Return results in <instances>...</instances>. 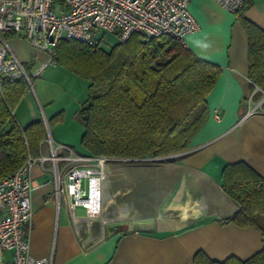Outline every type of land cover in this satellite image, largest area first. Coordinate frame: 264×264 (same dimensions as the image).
Here are the masks:
<instances>
[{
  "label": "crops",
  "instance_id": "crops-1",
  "mask_svg": "<svg viewBox=\"0 0 264 264\" xmlns=\"http://www.w3.org/2000/svg\"><path fill=\"white\" fill-rule=\"evenodd\" d=\"M246 1L244 16L264 31V0ZM188 10L199 29L185 39L184 47L198 59L221 69L216 86L206 99L207 120L187 151L177 154L175 162L145 168L146 179L129 183L145 187L146 199L157 193L165 197L167 206L170 197L172 203H178V211L181 210L179 206L186 204L194 207L197 215L182 219L180 211L179 220L174 221L161 215L162 211H170L167 207L160 211L153 207L149 212H142L137 205L146 203L148 206L145 198L146 202L138 199L144 191L132 194L127 189L129 202L126 205L140 215L119 219L123 223L118 225L130 227L126 221L132 222L131 225L150 223L148 229L134 232L128 228L119 232L117 225H113L106 231L104 226L94 224L98 229L95 235L92 227L80 235L65 211L62 217L61 210L57 213L51 192L52 176L42 173L41 165L36 163L30 170L34 186L29 204L32 217L21 230L32 258H45L50 264H192L197 251L222 262L231 256L246 260L264 247V237L254 228L222 226L217 222L237 210V205L223 194L219 185L223 166L244 162L264 177V92L254 86L248 76V36L235 20L236 14L220 8L214 0H189ZM7 44L13 55L30 69L36 62L42 64L47 60L46 54L27 42ZM35 97L38 101L36 94ZM41 98L37 103L39 113L28 93L17 104L13 115L19 126L41 119L38 116L41 112L42 120L47 123L42 104L46 106L50 100L44 91H41ZM80 101L81 97L74 102ZM252 110L256 112L249 114ZM49 113V116L55 115L53 109ZM216 113L219 119H215ZM51 138L61 144L58 132ZM107 206L104 203V215ZM153 211L160 214L154 217ZM188 211L191 212L190 208ZM10 254L7 251L4 256L8 258Z\"/></svg>",
  "mask_w": 264,
  "mask_h": 264
},
{
  "label": "trees",
  "instance_id": "trees-1",
  "mask_svg": "<svg viewBox=\"0 0 264 264\" xmlns=\"http://www.w3.org/2000/svg\"><path fill=\"white\" fill-rule=\"evenodd\" d=\"M247 5L244 0L235 20L248 36L250 82L264 92V31L244 16ZM104 40L101 37L92 48L69 40H59L54 47V65L88 82L87 99L78 114L81 155L154 162L187 151L207 120L206 99L221 75L220 67L164 36L146 42L133 34L108 48L102 46ZM27 91L24 79L0 82V180L29 157H38L47 137L42 119L21 127L14 118ZM220 172L221 190L237 210L217 222L251 227L264 237V177L244 162L226 164ZM191 261L264 264V247L246 260L231 256L219 262L197 251Z\"/></svg>",
  "mask_w": 264,
  "mask_h": 264
},
{
  "label": "built area",
  "instance_id": "built-area-1",
  "mask_svg": "<svg viewBox=\"0 0 264 264\" xmlns=\"http://www.w3.org/2000/svg\"><path fill=\"white\" fill-rule=\"evenodd\" d=\"M220 8L236 14L244 0H214ZM52 0H0V82L24 79L30 74L11 52L5 35L18 36L32 48L46 54L47 60L32 73L38 78L46 65H54V47L59 40L79 42L89 47L101 43L98 32L124 42L133 34L144 41L168 37L180 42L197 32L199 26L188 10L189 0H63L56 11ZM252 110L249 114L255 113ZM215 119H219L216 113ZM49 155L28 158L18 170L0 180V264H50L48 259L29 256V245L22 228L32 217L30 193L31 166L39 163L44 174L53 179L57 213L63 208L77 234L90 227L107 225L102 221L104 198L102 181L108 180L109 162L104 156H87L72 152L70 147L52 141L44 120ZM48 164L45 167V164ZM11 254L7 258L5 252Z\"/></svg>",
  "mask_w": 264,
  "mask_h": 264
},
{
  "label": "rangeland",
  "instance_id": "rangeland-1",
  "mask_svg": "<svg viewBox=\"0 0 264 264\" xmlns=\"http://www.w3.org/2000/svg\"><path fill=\"white\" fill-rule=\"evenodd\" d=\"M63 0H52V9L57 14L58 7L60 6V3ZM99 36L103 37L105 40L102 43V46L105 48H108L109 46L115 44L116 39L113 38V36L104 34L103 32H98ZM10 46L12 44H15V42H26L22 38L18 36H13L7 41ZM26 68H28V64H24ZM38 62L33 65L34 67L32 69H28V72L30 74V83H28L29 91L28 94L30 97L36 102L37 107V113L40 111V107L37 104L39 100L42 101L41 98V91H44L47 96L49 97V102L45 106L43 105V108L45 110V113L47 116L46 120L49 123V132L50 134L54 135V132H58V134L61 136L60 141L61 144L66 145L72 149L73 153L81 154L82 148L80 146V138L83 132V127L80 122L79 118V110L81 106L83 105L84 101L87 98V85L88 82L86 80L81 79V77H77L74 73L71 71H67L62 65H46V67L42 70L38 78H33L32 73L39 67ZM36 96H38L36 101ZM81 101L74 102L75 99L80 98ZM42 103V102H41ZM40 103V104H41ZM55 111V115L49 116V111L52 110ZM47 110V111H46ZM42 112L38 115L42 119ZM72 147V148H71ZM50 151L45 148V146L42 148V155H49ZM177 159V155L162 158V159H156L154 162H150V160L147 162H109V170H108V182L104 181L102 184V187L104 185L105 188L102 192V196L104 198V203L107 206L106 208V219L109 222H107V225L104 226L105 230H109V227H112L113 225H118L120 223H123V221H120L124 219L129 218H135L139 216L140 214L137 213L138 211L135 210L133 207L126 205V202L128 200V192H133L132 194H135L134 192L138 190V192H143V196L138 195L139 201L146 202L144 198L146 197V189L145 187H140L138 185L131 184L130 181H136L141 180L146 177V173L144 172L145 168H151L153 166H156L161 163H172L175 162ZM146 179V178H145ZM106 183H108L106 185ZM108 186V188H107ZM133 188L131 191H129V188ZM140 187V189L138 188ZM108 192H107V189ZM120 190V192H117V190ZM128 189V192H127ZM127 194V195H125ZM148 196V195H147ZM142 198V199H141ZM146 199V198H145ZM169 202L167 206H165V197L158 196L157 193L153 194V198L148 197L147 204L142 203L138 204V208L141 209L142 212H149V210H152L153 207L157 208V211H160L163 209V207L166 209V207L170 211H162L161 215L164 216V218H168L170 220H179V215L181 211V218L186 219L189 216H196L197 213L194 210V207H189L188 205H181L179 206L181 208L180 211H178V203L170 201V197L168 198ZM175 199V198H174ZM177 199H175L176 201ZM174 201V200H173ZM126 205V206H125ZM153 205V206H152ZM152 206V207H151ZM187 208V209H186ZM190 208V211L189 210ZM118 210V211H117ZM65 210L61 209V217L64 215ZM154 212V211H153ZM155 216L157 217L160 212H154ZM153 215V214H152ZM104 216V214H103ZM125 223H129L131 225L132 222L126 221ZM96 225H93L92 234L95 235L98 231L96 228Z\"/></svg>",
  "mask_w": 264,
  "mask_h": 264
},
{
  "label": "water",
  "instance_id": "water-1",
  "mask_svg": "<svg viewBox=\"0 0 264 264\" xmlns=\"http://www.w3.org/2000/svg\"><path fill=\"white\" fill-rule=\"evenodd\" d=\"M116 227H118L117 229L119 230V232H124L126 231L128 228L131 231L134 232H139V231H144L146 229H148L150 227V223H143V222H135L132 225H130V227L123 225H117ZM115 227V229H116Z\"/></svg>",
  "mask_w": 264,
  "mask_h": 264
},
{
  "label": "bare ground",
  "instance_id": "bare-ground-1",
  "mask_svg": "<svg viewBox=\"0 0 264 264\" xmlns=\"http://www.w3.org/2000/svg\"><path fill=\"white\" fill-rule=\"evenodd\" d=\"M103 182H104V181H102V184H103ZM103 188H105L104 185H103V187L101 188L102 192L104 191ZM104 192H105V191H104ZM102 195H103V194H102ZM101 218H102V221H104V218L106 219V215L102 216ZM119 219H121V218H119Z\"/></svg>",
  "mask_w": 264,
  "mask_h": 264
}]
</instances>
